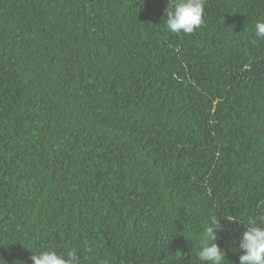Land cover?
I'll use <instances>...</instances> for the list:
<instances>
[{
    "label": "trees",
    "instance_id": "obj_1",
    "mask_svg": "<svg viewBox=\"0 0 264 264\" xmlns=\"http://www.w3.org/2000/svg\"><path fill=\"white\" fill-rule=\"evenodd\" d=\"M140 2L0 0L6 264L42 246L201 264L214 215L239 222L217 241L239 264L243 224L264 219V0H204L191 34L167 30L169 0Z\"/></svg>",
    "mask_w": 264,
    "mask_h": 264
},
{
    "label": "clouds",
    "instance_id": "obj_2",
    "mask_svg": "<svg viewBox=\"0 0 264 264\" xmlns=\"http://www.w3.org/2000/svg\"><path fill=\"white\" fill-rule=\"evenodd\" d=\"M140 3L143 4L144 0ZM164 11L166 28L173 33L191 34L204 22V0H169ZM254 27L255 36L264 39V20L257 21ZM95 33L96 30L93 31V34ZM111 57L102 64L108 63ZM164 127L172 126L165 123ZM222 219L239 224L234 218L218 215L209 217L203 227L201 243L196 252L201 264H224L228 261L225 250L217 243L220 232L225 229V225L221 223ZM243 225L246 230L240 233L239 241L233 248L237 250L236 252L242 253L239 255V264H264V219L257 222L256 219L250 218ZM87 251L90 252L91 249ZM30 252L31 264H83L84 260L81 252L76 248L59 252L55 248L42 246V250ZM0 264H6L3 257H0ZM16 264H26V262L17 261Z\"/></svg>",
    "mask_w": 264,
    "mask_h": 264
}]
</instances>
